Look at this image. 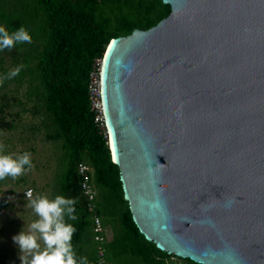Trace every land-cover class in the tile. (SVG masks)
I'll list each match as a JSON object with an SVG mask.
<instances>
[{
    "label": "water",
    "instance_id": "95a60500",
    "mask_svg": "<svg viewBox=\"0 0 264 264\" xmlns=\"http://www.w3.org/2000/svg\"><path fill=\"white\" fill-rule=\"evenodd\" d=\"M162 2L99 68L123 198L167 254L264 264V0Z\"/></svg>",
    "mask_w": 264,
    "mask_h": 264
},
{
    "label": "trees",
    "instance_id": "16d2710c",
    "mask_svg": "<svg viewBox=\"0 0 264 264\" xmlns=\"http://www.w3.org/2000/svg\"><path fill=\"white\" fill-rule=\"evenodd\" d=\"M169 12L170 6L162 0H0V26L10 34L23 26L32 37L31 43L0 50L11 54L13 66L20 68L18 75H9L0 54V84L4 86L8 78H15L18 84L28 79V92L35 93L49 121L51 132L47 138L61 142L62 170L52 200L64 196L75 201L77 219L67 215L64 219L76 229L71 244L77 264H98L90 213L77 171L81 162L91 168V181L100 197V201L96 199L98 215L104 217L111 230L113 227L104 250L110 264L111 258L123 255L143 264H168L172 257L195 264L159 250L139 232L123 198L119 170L111 160L107 137L94 123L87 91L92 63L103 57L111 38L127 35L135 28H150ZM113 216L118 224L112 226ZM131 261L135 264L134 259Z\"/></svg>",
    "mask_w": 264,
    "mask_h": 264
},
{
    "label": "rangeland",
    "instance_id": "374dc122",
    "mask_svg": "<svg viewBox=\"0 0 264 264\" xmlns=\"http://www.w3.org/2000/svg\"><path fill=\"white\" fill-rule=\"evenodd\" d=\"M3 56V67L7 68L10 75L16 68L13 66L14 60L9 53H4ZM27 80L24 79L22 84H18L15 78H8L4 86L0 84V104L3 103L0 114V155L19 160L27 153L31 165H24V171L18 177L6 176L0 180V264H29L31 254L22 252L13 239L21 232L35 234L40 246L39 251L45 250L46 245L40 233L30 228L40 217L35 213L24 190H33V200L44 197L52 201L56 180L62 170L61 142L47 138L51 132L49 121L43 107L36 102L35 93L32 91V94H29L30 83ZM4 123L10 124L11 127ZM96 199L100 201V197ZM101 218L105 237L103 248L106 251L105 245L111 240L113 227L111 230L105 225L107 221L104 217ZM110 224H118L116 216L112 217ZM126 257L129 256L111 258V264H132V259L135 264H143L139 259L132 257H129L128 262ZM167 263L186 264L184 260L175 257L167 260Z\"/></svg>",
    "mask_w": 264,
    "mask_h": 264
},
{
    "label": "clouds",
    "instance_id": "9594fccd",
    "mask_svg": "<svg viewBox=\"0 0 264 264\" xmlns=\"http://www.w3.org/2000/svg\"><path fill=\"white\" fill-rule=\"evenodd\" d=\"M32 37L23 26L13 33L6 31L5 27L0 26V50L11 49L18 43H31ZM20 68L13 70L10 75L16 76ZM2 83V81H0ZM24 165H30L29 155L25 153L19 160H14L10 156L0 155V180L6 176L13 178L20 176L24 171ZM35 213L40 217L33 222L30 228L39 232L46 248L39 251V244L35 234H24L14 236V241L19 245L22 252L31 254L29 264H77L73 252L71 239L76 229L71 224L65 223V216L76 220L73 207L75 201L64 196H57L49 201L41 197L33 200L32 190L26 193Z\"/></svg>",
    "mask_w": 264,
    "mask_h": 264
},
{
    "label": "built area",
    "instance_id": "2783aa9c",
    "mask_svg": "<svg viewBox=\"0 0 264 264\" xmlns=\"http://www.w3.org/2000/svg\"><path fill=\"white\" fill-rule=\"evenodd\" d=\"M101 61L102 58L98 57L95 58L92 63L91 69L88 74L87 91H88V98L90 101V108L94 112V123L98 127V129L104 133V137H107V132L100 107L99 90H98V76H99V68ZM77 171L81 176V180H80L81 192L86 199L87 211L90 213L92 239L96 243L98 264H109V262L106 260L104 255L105 253L103 248V241L105 240L104 225L102 224L101 217L100 215H98L97 212V205H96L97 190L91 181V174H90L91 168L87 164L81 162L77 165ZM29 189L31 188H27L24 190V194L26 197H27L26 193Z\"/></svg>",
    "mask_w": 264,
    "mask_h": 264
}]
</instances>
